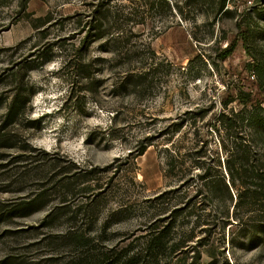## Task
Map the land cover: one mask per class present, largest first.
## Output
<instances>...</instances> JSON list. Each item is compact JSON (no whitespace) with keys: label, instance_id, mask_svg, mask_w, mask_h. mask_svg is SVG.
Wrapping results in <instances>:
<instances>
[{"label":"rangeland","instance_id":"374dc122","mask_svg":"<svg viewBox=\"0 0 264 264\" xmlns=\"http://www.w3.org/2000/svg\"><path fill=\"white\" fill-rule=\"evenodd\" d=\"M105 2L113 8L104 30L120 39L83 46V0H0V264H88L92 249H135L162 220L174 226L165 264H191L196 247L200 264H264L257 220L223 228L226 209L205 202L191 234L186 212L171 215L195 189L165 177L171 138L182 154L201 153L213 174L217 156L225 158L210 122L233 87L255 93L258 79L264 88V0H226L221 13L220 0ZM124 46L130 57L120 55ZM128 70L146 74L126 87ZM17 90L24 104L7 122ZM258 143L264 150V138ZM67 176L91 181L64 190ZM97 187L91 194L103 197L85 211L86 191ZM63 200L71 211L46 220Z\"/></svg>","mask_w":264,"mask_h":264},{"label":"trees","instance_id":"16d2710c","mask_svg":"<svg viewBox=\"0 0 264 264\" xmlns=\"http://www.w3.org/2000/svg\"><path fill=\"white\" fill-rule=\"evenodd\" d=\"M83 2L85 8L89 11L88 20L83 25L84 30L82 33L85 34L82 39L83 46L89 40L101 41L109 36L112 37L110 42H118L120 34H115V32L109 30L105 31L103 27L104 21L111 14L110 8H113L110 6V2L106 3L105 0H83ZM225 2L226 0H220L219 2L220 13L225 8ZM48 22L49 20L41 22L36 29L39 30L45 27ZM237 27L245 51L251 59L256 58L253 46L249 45L253 39L249 28L242 23H239ZM234 45L232 44L231 48L226 51L227 56L235 50ZM118 51H120V55L130 57L132 49L124 46ZM128 62L130 61L124 60V63ZM151 65L154 66L155 64L152 63ZM121 74L126 87H130L132 84L128 80L135 76L141 77L146 72L136 75L135 72L128 70ZM249 75L255 79L251 69H249ZM255 82L257 89L255 93L245 91L243 88L233 87L232 95L230 94L231 100L227 98L223 101V109L215 114L210 122L212 130L217 136L220 151L225 155V158L217 156L214 162L216 174L211 173L209 168H205V163L201 162L204 158L201 153L196 154L197 156L182 154L181 147H177L176 142H172L173 138H171V145L166 149L165 177L179 182L180 186H191L195 189L193 195L183 198V207L180 206L174 209L172 211L173 216L171 215L174 218L180 213L186 212V218L194 220L191 234L202 223V215L199 213L201 208L198 207H201L202 204L205 205V202H216L219 207L226 209L223 228L230 225L232 221L236 225L242 226L244 222L255 219L260 223V228L257 229L258 233H264V150L259 147L258 143L259 139L264 138V88L258 79ZM21 97L22 92L17 90L9 109L7 122L12 121L17 116L19 107L24 104ZM232 103H236V107L231 106L229 108ZM183 125V123H180L175 126L173 136L180 133ZM144 152L145 150L140 152L139 155H143ZM196 170L199 173L192 174ZM222 170L225 171V174L221 172ZM69 174V171L62 173L64 176ZM70 177L67 176V178L60 180L63 183L67 181L63 187L60 184V187L64 190H70L72 185L81 187L91 181L87 177H82L80 180H76V182L80 181L78 184H75V182L72 184L70 180L73 178ZM95 190L98 191L101 188L97 187L94 190L86 191L89 196L85 199L86 201L89 200V203L86 204V209L82 207L85 211L98 207L96 203L103 197L101 192L91 194ZM220 190L224 192V197L219 195ZM44 195L45 192L40 197H44ZM38 199L31 201V203H35ZM71 207V205L67 206L64 200L61 201L59 205L52 209L46 220L55 215L70 212ZM231 209L232 214H230ZM161 222L165 225H154L148 234L136 240L139 245L135 249L114 246L110 249L95 250L94 252L93 249L90 250L86 254V258L89 260L88 264H165V252L174 226L167 223V220ZM193 238V235L183 238L175 247L171 246V249H178L192 241ZM203 242L205 240L201 239L200 243ZM195 249L196 253L193 254L191 264H200L201 255L197 251V247ZM84 255L85 253H80V256L84 257Z\"/></svg>","mask_w":264,"mask_h":264}]
</instances>
